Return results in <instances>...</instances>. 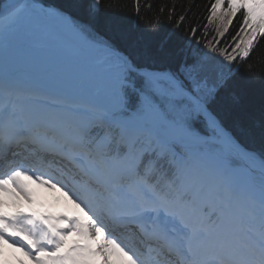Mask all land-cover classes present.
I'll return each mask as SVG.
<instances>
[{
  "label": "rangeland",
  "instance_id": "rangeland-1",
  "mask_svg": "<svg viewBox=\"0 0 264 264\" xmlns=\"http://www.w3.org/2000/svg\"><path fill=\"white\" fill-rule=\"evenodd\" d=\"M26 3L27 7L30 6L29 2ZM91 4L95 9L97 0H91ZM38 6L54 25L52 24L48 28L44 26L45 22L39 20V18L23 20L19 16L13 24L11 22L9 27L0 34V51L4 48H12L17 41H22L26 50H32L36 46L63 53L88 56L79 60L62 57L61 60H58V63L60 62L59 64L63 70L48 71L49 73L46 72V74L28 72L26 73L27 80L39 88L51 90L53 95L62 101H71L72 106L81 108L82 112L91 113V116L87 118L89 119L88 123L100 120L106 124L116 121L120 124L130 125L132 131L130 132L131 135L127 136V140L130 136L137 134L134 131L136 126L141 127L142 132H145L146 124L150 123L153 124V127L148 128V131L152 138L165 135L164 141L168 143L171 141L186 146L185 148L188 149L190 147L194 148L190 152L189 163L182 158L180 159L182 164L180 175L183 182L179 187V193L170 200L161 199L160 204L162 206L174 204L175 211H182V219L197 221L203 210H205L206 217L214 210L215 213H223L229 205L232 182L249 184L253 191H257L264 196L262 189L255 183L256 181L254 182L250 178L243 167L236 164L237 159L230 150L224 148L216 135L201 136L191 128L190 120L198 116L199 108L194 104L187 107L184 101L185 97L179 89L168 82L145 77L143 86L139 88L140 90H137L138 92L131 90L133 94L136 93L137 95L134 96L136 102L134 109L129 110V100L125 96V87L131 88L127 81V78H129L127 62L110 51H95V48L105 46L101 39L99 40L95 35L87 33L85 28L75 23L67 15L52 7H45L40 4ZM211 7L209 18L217 24L218 31L223 33L228 27L235 26V40H238L231 53L229 52L227 55L219 53L217 57L216 72L219 81H221L230 70L234 71L237 68L238 59L247 56L257 36L264 31V0H216ZM7 9L8 6L4 3L0 13ZM27 11L31 13L28 8ZM55 27L64 28L74 40L72 41L66 36H59ZM45 28L47 30H44ZM69 34L66 33V35ZM34 35H36L35 38H33ZM71 45H73V48ZM18 67L23 68V65L18 64ZM34 74H37L35 78L39 79L36 82L33 81L31 76ZM37 82L42 86H39ZM213 85L216 86V84ZM42 88L40 89L44 91ZM195 89L203 97L210 93V89L205 87V83ZM34 100L37 104L36 99ZM63 112L64 110L60 113ZM81 122L86 123L84 119ZM158 132L163 135H158ZM156 143L166 146V143L162 144L160 141ZM199 145L202 148L220 145L218 147L224 152V160L215 159L209 155L210 150L201 149L198 147ZM215 153L217 158L220 159V152ZM106 165L109 166L105 171L106 175H115L114 171L116 173L126 172L127 179L131 184H138L136 183L138 181L134 178L135 164L130 163L126 157L112 160V162L104 161V166ZM144 183H141L140 186L143 187ZM148 188L149 190L152 189L151 187ZM185 190L190 191L189 199L179 202L180 195ZM142 194L143 191L140 190V196ZM135 202L137 204L143 203L138 202L136 199ZM223 207L225 208L223 209ZM168 209L171 211L170 208ZM256 211L257 209L253 208L251 204L244 200L239 201L237 208L232 211L231 222L225 229L223 238L221 237L220 241L223 240V243H229L232 242V239H229L230 236L233 238L237 236V240L234 241L247 245L245 253L253 264H263V255L259 253L257 246L249 244V238L246 237L242 229L245 226L250 230H258L264 239V208H261L259 214H256ZM209 225L212 227L217 226L213 217L209 219ZM206 228L209 227L206 226ZM238 250L242 251L243 247H239ZM251 251L254 252L253 258L250 254Z\"/></svg>",
  "mask_w": 264,
  "mask_h": 264
},
{
  "label": "trees",
  "instance_id": "trees-1",
  "mask_svg": "<svg viewBox=\"0 0 264 264\" xmlns=\"http://www.w3.org/2000/svg\"><path fill=\"white\" fill-rule=\"evenodd\" d=\"M35 1L85 25L90 34L125 55L136 67L171 72L208 85L212 93L203 98L208 110L237 142L264 160V33L248 55L238 59L237 68L219 81L217 57L233 49L221 47L215 37L216 27L205 22L215 0H97L95 9L91 0ZM131 73V85L140 87V76ZM186 86L194 90L190 82ZM204 129L205 125H197L199 132L204 133ZM109 133L116 137L117 126L110 127ZM139 149L137 143L135 151ZM123 151L120 146L119 153ZM108 153H114L113 146ZM158 153L152 144L147 145L141 164L166 162L165 158L169 163L168 156L157 157Z\"/></svg>",
  "mask_w": 264,
  "mask_h": 264
},
{
  "label": "bare ground",
  "instance_id": "bare-ground-1",
  "mask_svg": "<svg viewBox=\"0 0 264 264\" xmlns=\"http://www.w3.org/2000/svg\"><path fill=\"white\" fill-rule=\"evenodd\" d=\"M29 4L30 6L27 7L26 1L22 3L21 0H18L12 10L0 16V34H2V32L9 27L11 22L13 24V22H15L19 16L23 20L39 18V20L41 19L43 22H45L44 26L48 28L52 26V22L49 20L46 13H44L37 4L33 5L30 1ZM27 8L31 11V13L27 11ZM32 28L35 29L34 26H32ZM44 30H47V28ZM56 32L59 36H66L70 40H74L68 31L62 27L60 29L56 28ZM40 33L42 34L43 32L41 31ZM66 33L69 35H66ZM35 36L36 35H34L33 38H35ZM71 47L73 48V45H71ZM35 48L39 47L35 46L32 50H26L24 49L22 41H18L14 47L8 49L4 48L0 51V96L4 94L6 97L4 104H0V115L2 108L8 106L10 114L16 118H19V121H23V123L30 122L32 120H41L42 115L43 117L46 116V114L41 110L40 102L41 100H45V98L48 96L47 92L40 89L41 87L39 88L31 81L27 80L26 73H46L48 71L61 69L58 64V60H61L62 56H49L48 54H41L37 57L34 55L36 54ZM40 49L43 52L51 51L46 50L45 48ZM30 61L35 62L34 65H36L39 61L50 63L49 67L45 68L44 70L26 71L25 69H28L31 66L28 64ZM18 64L23 65V68L18 67ZM34 99H36L37 104H35ZM61 104H65V102L56 101L54 103V107L59 109V112L63 110L65 111L66 107L68 106L67 103L64 107ZM208 119L209 122H211L214 126H219L218 122L212 115L208 114ZM50 121L55 122V125L58 128L61 125L59 119H53ZM244 160L245 163L252 168L261 170L264 169V163L252 155L246 154L244 156ZM39 161L42 162V160ZM6 162L9 163L7 158H0V170L5 169ZM108 184L119 186L121 184V179L114 177L112 182ZM30 185L36 186V193L29 194L27 189L20 188L19 191H15L11 196H9L0 189V208L11 209L16 215H23L28 212L32 213L33 217L31 218V221L36 222V224L47 226L51 230V239H53L54 236H57V239L54 241L56 248L51 250L53 257L50 259H44L39 251L35 254V261L37 263L35 261H29L30 259L24 255L23 264H50L53 260H57L54 261V264L57 262H60L61 264H68V260H70L72 264H82L83 262H87V264H98V260L91 253V251L97 247L101 250H105L102 253L104 254V258L107 260L106 264H117L116 261L118 260L129 263V257L125 256L117 248V246L113 245V241L115 240L111 239V237L108 235L105 236L102 231L90 224V222L93 221V218L90 216L87 215L90 222L84 217L80 216L81 220L83 221V225L80 228L79 233H74L75 228H71L72 226L70 222L76 215H78L79 208L70 198L67 192L61 188L53 186L51 183H48L46 187L40 186L32 179ZM245 188L248 189L246 186H244V184L241 183L240 189L237 190L238 193L239 190L242 191L245 190ZM116 189H119V187H116ZM131 191L134 192L136 190L132 188ZM56 195L59 196V199L53 200V197ZM257 199L259 201L262 198L258 196ZM136 200L143 203L137 204L132 196H124L119 207L120 215L134 218L151 212L156 215L163 214L164 212H171L167 207H162L154 199L150 198L147 202L141 201L137 198ZM100 201L101 199L97 201L96 205L98 207H100ZM260 203L261 202H258L257 204ZM60 212H66L70 217L67 223L55 221V217H58ZM34 214H40L41 218L34 219ZM227 216V213H225L221 225L215 229L206 228L202 218L198 219L196 223H193V226L184 224L187 228V234H185L182 238L188 245L193 257L200 260L203 259V261L209 258H221L228 259L229 262L235 258L242 260L246 259V255L242 252H239L236 255L235 252L237 250L234 252L230 250L237 249L236 243L230 241V243H228L229 246L225 247L226 244L223 243V240L220 241L223 233L222 226L226 222ZM60 226H62L64 229V231L61 233L56 231V229ZM73 227H76V225L74 224ZM178 228L183 230L182 226L180 225H178ZM249 234L251 241H254V243H260V236L257 230H252ZM216 243L217 247L218 244H224L225 246L221 244L224 246V249H217L215 247ZM12 252L24 254L21 248L10 247L9 245H6L0 241V264H19L16 262V258L13 256Z\"/></svg>",
  "mask_w": 264,
  "mask_h": 264
},
{
  "label": "water",
  "instance_id": "water-1",
  "mask_svg": "<svg viewBox=\"0 0 264 264\" xmlns=\"http://www.w3.org/2000/svg\"><path fill=\"white\" fill-rule=\"evenodd\" d=\"M146 73L148 75H152V76H157V77H161V78H165L167 80H170L171 82H173L174 84H176L179 88H181L183 90V92L185 93V95L187 97L192 98L193 100H195V102L199 103L202 107V113L205 119H207L206 117V106L205 104H203L202 102H200L190 91H188L183 84L174 76L169 75V74H161L159 72H155V71H146ZM209 128L214 129V127H212L210 125V123H208ZM218 129V128H217ZM218 132L221 134V136H223V133L221 132V129H218ZM234 149L236 150V153L242 157L243 153L242 151L239 149V147L237 146V144H234Z\"/></svg>",
  "mask_w": 264,
  "mask_h": 264
}]
</instances>
